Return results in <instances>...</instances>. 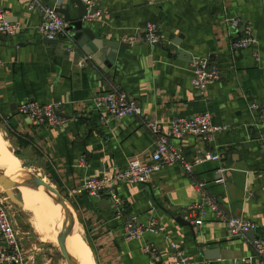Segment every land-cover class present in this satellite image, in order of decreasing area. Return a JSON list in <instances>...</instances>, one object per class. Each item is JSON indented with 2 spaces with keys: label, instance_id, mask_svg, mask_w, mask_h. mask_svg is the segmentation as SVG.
Listing matches in <instances>:
<instances>
[{
  "label": "crops",
  "instance_id": "crops-1",
  "mask_svg": "<svg viewBox=\"0 0 264 264\" xmlns=\"http://www.w3.org/2000/svg\"><path fill=\"white\" fill-rule=\"evenodd\" d=\"M68 1L38 0L47 6ZM95 4L101 15L85 17L83 44L88 34L98 41L128 43L147 22L158 24L162 42L119 48L108 69L104 54H81L74 63L76 51L67 57L43 42L35 29L40 16L28 8V0H0V12L18 28L12 36H0V136L5 135V143L11 148V142L23 159L34 160L31 169L43 174L70 204L94 264H172L179 257L192 264H242L234 259L254 255V242L243 234L231 236L223 219L252 221L256 238L264 240V0ZM224 13L246 24L253 39L250 47L233 50L234 36L222 22ZM70 14L76 15L74 5ZM72 34L64 31L58 42L71 47ZM193 57L208 59L220 75L202 94L191 84ZM111 89L134 98L143 115L100 123L92 99ZM26 101L64 103V123L33 125L29 117L18 114ZM204 112L224 129L208 139L186 136L173 143L189 163L205 152L219 154L218 161L197 164L191 172L178 164L165 165L147 183H116L113 196L72 192L86 179L111 175L130 160L150 163L156 137L146 127L145 116L166 122ZM220 168L228 170V180L216 179ZM205 194L216 212L204 203L202 211L192 212L201 224L192 222L190 229L176 222ZM129 220L142 227L154 220L164 231H145L139 239L126 240L124 225ZM148 244L155 247L158 260L144 252Z\"/></svg>",
  "mask_w": 264,
  "mask_h": 264
},
{
  "label": "built area",
  "instance_id": "built-area-1",
  "mask_svg": "<svg viewBox=\"0 0 264 264\" xmlns=\"http://www.w3.org/2000/svg\"><path fill=\"white\" fill-rule=\"evenodd\" d=\"M90 8L94 6L95 0H84ZM28 8L35 10L40 21L36 26V31L42 38L58 39L65 31L66 23L63 16L51 8L44 5L38 0H28ZM101 15L99 10H94L92 14L87 15L89 20L97 18ZM87 19V20H88ZM223 24L231 35L234 36L232 43L233 50H242L250 47L253 39L247 31L240 32L241 21L225 14L222 20ZM17 26L11 24L5 18V13L0 12V36L9 37L17 32ZM142 39L150 46H155L162 42L159 33V26L154 22H147L140 34L131 35L127 41L130 44L137 43ZM4 62L0 56V67ZM192 79L191 84L199 93H204L208 84L220 78L219 72L210 65L209 60L205 58L193 57L191 60ZM93 105L99 113V121L102 124H107L112 120H120L129 116L143 115L140 104L126 92L119 89H111L103 93L95 94ZM62 102L42 103L37 101H26L19 105L18 114L29 117L31 123L36 126H60L65 119L60 115L63 107ZM250 109H256L254 104H250ZM145 124L148 130L156 137L153 150L150 156V163L142 164L139 160H130L127 165L114 172L111 175L102 174L100 177L86 179L79 187L74 188L72 192L75 195H80L87 192L89 195L101 198L105 193L113 196L114 186L118 182L124 183H147L152 176L159 172L165 165L178 164L184 168L186 172H191L193 167L208 160L218 161L219 154L209 152L203 153L200 157H195L192 163L186 161L185 156L179 146L173 143L174 140H180L186 136L203 137L204 139L211 138L215 133L223 130L224 127L213 123L212 116L209 112H204L191 116H179L169 119L166 122L155 118L145 116ZM219 174L227 172V169H218ZM225 180V179H224ZM198 187L203 188V184H198ZM204 203L216 212L214 201L203 196L200 203L190 208L184 214V219L191 220V223L201 224L200 219H193L192 212L197 210L202 211ZM119 213V212H118ZM231 236H239L248 230H255L256 225L243 217H226L223 219ZM193 224V223H192ZM145 231L158 232L164 231L156 221L150 220L146 226L136 225L133 220H129L124 225L123 237L126 240H135L141 238ZM0 264H27L25 252L21 239L19 238L16 226L13 220V215L10 206L4 198H0ZM254 255L241 256L234 259L242 264H264V240H254ZM171 247L176 248V244L171 242ZM144 252L149 254L154 260H158L156 249L153 245L143 247ZM172 264H191L187 258L179 257Z\"/></svg>",
  "mask_w": 264,
  "mask_h": 264
},
{
  "label": "water",
  "instance_id": "water-1",
  "mask_svg": "<svg viewBox=\"0 0 264 264\" xmlns=\"http://www.w3.org/2000/svg\"><path fill=\"white\" fill-rule=\"evenodd\" d=\"M41 1V0H40ZM58 1V0H55ZM57 3V2H56ZM70 5H74L76 7V15L72 18L70 14ZM49 7L55 8V11L60 13L63 16V19L65 23L67 24L65 27V31H73V34L70 36L71 38V47H66L58 42V39H43V42L46 44H52L55 45L61 50L65 56L68 57V55L71 52L76 51L73 54V62L78 63L80 59V55L83 54L85 57H92L95 55L97 58H100V55L104 54V65H106V68L108 69L116 57V51L119 48H128L131 44L129 43H123V42H107L104 40H96L95 38L92 39L91 35L88 34L87 38L89 41L85 42L86 48H84V39L83 34L84 33V26L87 24V21L85 17L87 15H90L93 13V11L97 8V5L94 4L92 7H88L85 2L82 0H69L66 4L62 3L60 5H50ZM245 23H242L240 32H243L245 30ZM144 44V41L142 39L139 40L138 43L135 45H142ZM176 44V43H174ZM181 51V50H180ZM178 51V53L180 52ZM96 60V59H93ZM191 61V59H190ZM97 63V61H96ZM194 159V158H193ZM193 161V160H192ZM224 162V161H223ZM35 163L34 160H30L28 162H23L22 166L26 170H29L32 168L33 164ZM223 177L225 180H228L227 178V172L223 173ZM222 178V175H217L216 179L219 180ZM9 182H14L17 184L33 187V188H41L44 193H46L54 203H56L63 214V220H64V232L59 238V245L61 248V252L65 258V261L67 264H76V261L73 257V255L68 251L67 249V243L66 239L67 236L72 234L74 227L76 226V217L75 214L70 206V204L65 200V198L60 194V192L52 186L49 182H45L42 178L37 176L34 173H26V176H9L6 175L3 170H0V185L2 189L4 190L6 196L14 203L18 205H23L21 202H19L14 194L10 191V187L8 186ZM108 196L109 195H105ZM176 222H178L182 226H188L190 229L193 228V224L191 223V220H186L183 218V216H178L175 218ZM244 236H246L247 239L250 241L258 240L255 236V230H248L243 233ZM191 263V262H190ZM192 264V263H191ZM196 264V263H193Z\"/></svg>",
  "mask_w": 264,
  "mask_h": 264
},
{
  "label": "rangeland",
  "instance_id": "rangeland-1",
  "mask_svg": "<svg viewBox=\"0 0 264 264\" xmlns=\"http://www.w3.org/2000/svg\"><path fill=\"white\" fill-rule=\"evenodd\" d=\"M6 143L8 144L7 137L3 135ZM11 148L14 153L17 155V158L23 159V154L16 149V147L11 143ZM7 157L5 154L0 153V160L1 158ZM8 158V157H7ZM23 162H28L29 160L23 159ZM20 166H22L21 162L19 161ZM34 168V167H33ZM7 169V168H6ZM0 170H5L1 168ZM9 168L4 171L6 175H8ZM29 173H34L40 178H42L45 182L43 174L39 175L38 171L35 169L29 170ZM20 175H23L20 172ZM9 186V183H8ZM41 193L40 191L35 195L32 199V202H36L37 195ZM14 196L16 199L21 202L23 205H18L12 202L5 194L4 190L0 185V198H4L6 203L11 206V212L13 215V220L16 226V230L18 232L19 238L21 239L23 249L25 252V258L27 261L33 264L36 262L37 264H67L65 258L61 252V248L59 245V237H57V233L55 232V227L53 224H48V222L44 221L40 217L41 210L39 211H32L28 210L27 207L24 208V202L20 195L15 194ZM39 214V215H38ZM81 227V226H80ZM54 228V229H52ZM88 249V248H87ZM89 251V250H88ZM90 253V252H89Z\"/></svg>",
  "mask_w": 264,
  "mask_h": 264
},
{
  "label": "bare ground",
  "instance_id": "bare-ground-1",
  "mask_svg": "<svg viewBox=\"0 0 264 264\" xmlns=\"http://www.w3.org/2000/svg\"><path fill=\"white\" fill-rule=\"evenodd\" d=\"M6 141L0 136V153L5 154L7 157L0 160L1 168L6 171L8 168L9 176H26L29 170L20 166L19 159L14 151L5 143ZM7 168V169H6ZM20 172L23 175H20ZM10 191L14 194H18L22 197L24 202V208L27 207L28 210L39 211L41 210L40 217L42 220L48 222V224H53L55 227V232L57 237H59L64 232V220L63 214L60 207L52 201V199L43 192L41 188H33L14 182H9ZM39 193L36 197V202H32L35 195ZM39 215V214H38ZM54 229V228H52ZM84 233L79 224H76L72 234L67 236L66 243L68 251L73 255L76 264H94L91 254L89 253L87 246L84 241Z\"/></svg>",
  "mask_w": 264,
  "mask_h": 264
}]
</instances>
